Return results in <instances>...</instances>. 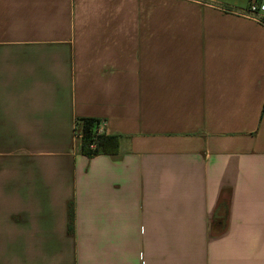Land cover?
<instances>
[{
    "label": "crops",
    "instance_id": "crops-1",
    "mask_svg": "<svg viewBox=\"0 0 264 264\" xmlns=\"http://www.w3.org/2000/svg\"><path fill=\"white\" fill-rule=\"evenodd\" d=\"M254 2L0 0V264H264Z\"/></svg>",
    "mask_w": 264,
    "mask_h": 264
},
{
    "label": "trees",
    "instance_id": "trees-1",
    "mask_svg": "<svg viewBox=\"0 0 264 264\" xmlns=\"http://www.w3.org/2000/svg\"><path fill=\"white\" fill-rule=\"evenodd\" d=\"M101 119L98 118H80L77 120V128L79 131L81 140V151L88 157H94L99 154H114L120 150V136L98 134L97 128ZM97 140V145L92 148L91 144L94 140ZM70 230L73 229V211L70 210Z\"/></svg>",
    "mask_w": 264,
    "mask_h": 264
},
{
    "label": "built area",
    "instance_id": "built-area-1",
    "mask_svg": "<svg viewBox=\"0 0 264 264\" xmlns=\"http://www.w3.org/2000/svg\"><path fill=\"white\" fill-rule=\"evenodd\" d=\"M264 11V2H262L261 4H258L257 2H254L251 4L250 8L246 10V15L250 16V17H254L257 19H261V15H260V10ZM104 121L101 120V122L98 124V128H97V133L98 134H102L103 133V128H104ZM77 136L80 137L79 131H76ZM97 145V140L95 139L93 141V143L91 144L92 148H95Z\"/></svg>",
    "mask_w": 264,
    "mask_h": 264
}]
</instances>
